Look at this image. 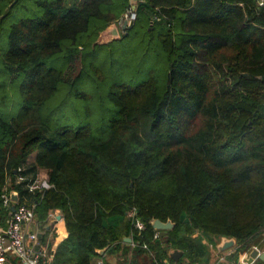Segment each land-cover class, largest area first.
<instances>
[{"label": "trees", "instance_id": "obj_1", "mask_svg": "<svg viewBox=\"0 0 264 264\" xmlns=\"http://www.w3.org/2000/svg\"><path fill=\"white\" fill-rule=\"evenodd\" d=\"M133 1L134 22L158 32L165 86L154 75L113 83L116 117L105 136L87 124L52 127L41 109L60 82L76 80L80 49L130 0H37L39 16L10 24L2 65L21 101L10 118L0 116V193L15 190L39 219L62 212L68 236L50 264H92L103 248L121 251L116 264H205L203 237H233L234 256L249 252L264 236V0ZM57 54L63 69L47 64ZM89 69L101 74L94 63ZM40 169L51 184L42 195L26 187ZM17 173L26 180L16 183ZM131 207L145 224L140 232ZM7 214L0 201V224ZM154 218L174 227L154 237ZM172 248L182 250L177 260Z\"/></svg>", "mask_w": 264, "mask_h": 264}, {"label": "rangeland", "instance_id": "obj_2", "mask_svg": "<svg viewBox=\"0 0 264 264\" xmlns=\"http://www.w3.org/2000/svg\"><path fill=\"white\" fill-rule=\"evenodd\" d=\"M41 13L42 7L37 0H0V83L4 85L0 87V96L7 91L6 97H0V116L5 118L15 114L21 101L18 81L12 80L2 65L10 24L20 17ZM100 33L95 41L87 42L80 49V73L76 80L71 84L60 82L57 92L43 105L42 118L52 127L87 124L95 135L105 136L109 120L116 117V107L107 97L113 83L136 84L154 75L158 89L164 88L166 55L160 48L158 32H148L145 20L134 22L126 30L119 27V36L114 39L107 32ZM90 63H94L101 74L92 72ZM47 64L63 69L66 60L57 54ZM9 81L13 82L9 84Z\"/></svg>", "mask_w": 264, "mask_h": 264}, {"label": "built area", "instance_id": "obj_3", "mask_svg": "<svg viewBox=\"0 0 264 264\" xmlns=\"http://www.w3.org/2000/svg\"><path fill=\"white\" fill-rule=\"evenodd\" d=\"M262 2L263 0H258V4L261 5ZM135 16V5L133 1L116 24L121 25L124 20L128 24L131 20H134ZM17 171H21V167H19ZM24 180H26V177L23 174H16V183H20ZM26 187L29 191H37L42 195L46 189L51 187V184L45 172V174H37L34 178L28 179ZM10 191L11 190H8V188L4 186L0 193V201L3 207L8 211L4 228L0 230V264H6L9 256L15 258L18 264H50L46 252L43 250H36L34 247L37 239L36 234L28 230V226L35 217L34 207L17 202L16 209L12 211L10 206L13 201L10 197ZM48 217L54 218V210L48 211ZM127 217L130 219L132 228L135 231L140 232L145 228L144 222L137 216L135 207L128 209ZM157 236L158 233H155L154 237ZM143 247L147 248V245L143 244Z\"/></svg>", "mask_w": 264, "mask_h": 264}, {"label": "crops", "instance_id": "obj_4", "mask_svg": "<svg viewBox=\"0 0 264 264\" xmlns=\"http://www.w3.org/2000/svg\"><path fill=\"white\" fill-rule=\"evenodd\" d=\"M33 156L29 158L31 161ZM45 169H40L38 174L44 173ZM4 228L3 224H0V230ZM28 230L32 231L36 234V244L34 245L36 250H43L46 252L49 261L51 262L54 252L60 242H62L67 236L68 231L66 229L65 221L62 215V212L59 209H54V218L48 217V213L46 217L39 219L38 215L35 213V217L33 221L28 226ZM200 235L199 232H195L193 236ZM208 249V260L205 264H248L243 261L244 255L246 252H243L240 255H233L234 248L230 247L229 249L219 251L217 249V244L220 241V238H204L202 240ZM129 243V242H127ZM236 245V243H235ZM259 250V253H264V236L258 240L255 245H253ZM250 251V250H249ZM123 256L121 251L117 254H109L106 249L101 252L97 250V255H95L91 263L92 264H103V262H107L109 264H116L118 260H122ZM18 261L9 256L8 262L6 264H16ZM165 264H174L168 260H165ZM183 264H187L186 261L183 260ZM195 264V263H192ZM249 264H264V255L260 257L254 258V260Z\"/></svg>", "mask_w": 264, "mask_h": 264}, {"label": "water", "instance_id": "obj_5", "mask_svg": "<svg viewBox=\"0 0 264 264\" xmlns=\"http://www.w3.org/2000/svg\"><path fill=\"white\" fill-rule=\"evenodd\" d=\"M133 23H134V20H131L128 24L124 20L121 25H117L116 23H111L108 27H106L103 31H101V33L107 32L110 34L111 38L114 39L119 36V27L124 30L127 27L128 28L131 27ZM10 197H11V200L13 201L10 206V209L14 211L16 209V203L19 200L17 192L15 190H11ZM151 225L154 229L158 230L159 236H165L167 230H170L174 227V223L170 219H167L166 221H162L158 218H154L151 220ZM124 241L131 243L132 238L129 236H126L124 237ZM234 245H235V239L233 237L222 236L220 237V241L217 244V249L219 251H223V250L229 249L230 247H233ZM97 250H100L101 252H103L105 249L103 248V249H97ZM181 254H182V250L177 249V248H172L168 251L169 257L173 260H177L181 256ZM263 255L264 253L260 254L259 250L256 247H252L251 250L244 255L243 261L249 264L257 256L261 258Z\"/></svg>", "mask_w": 264, "mask_h": 264}]
</instances>
